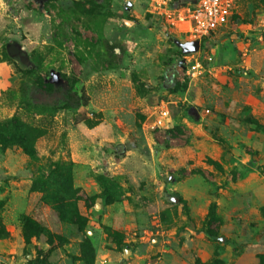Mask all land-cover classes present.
<instances>
[{
  "label": "rangeland",
  "instance_id": "374dc122",
  "mask_svg": "<svg viewBox=\"0 0 264 264\" xmlns=\"http://www.w3.org/2000/svg\"><path fill=\"white\" fill-rule=\"evenodd\" d=\"M187 2L0 0V121L44 132L34 159L0 148V264H86L87 243L94 264H264V0H235L203 40L177 22ZM60 167L80 225L46 201ZM26 219L49 235L27 239Z\"/></svg>",
  "mask_w": 264,
  "mask_h": 264
},
{
  "label": "trees",
  "instance_id": "16d2710c",
  "mask_svg": "<svg viewBox=\"0 0 264 264\" xmlns=\"http://www.w3.org/2000/svg\"><path fill=\"white\" fill-rule=\"evenodd\" d=\"M170 70V69H168ZM164 87L170 91L177 90L179 88V81L177 75L174 73V69L167 71L164 75ZM248 123L255 125L258 129L262 126L251 118L247 119ZM264 129V128H262ZM44 136V132L36 127L30 126L18 119H12L7 122L0 121V148L8 149L12 147L21 148L24 153L31 159L36 158V143ZM220 144H224L223 140L219 141ZM212 165L221 170L222 166L219 163L212 162ZM61 167L54 173L51 179L47 181L43 187V191L46 195L51 196L50 202L53 209L58 213L59 218L68 223L82 224V218L80 215L77 194L78 189L74 187L72 178V168L67 167V175L60 173ZM97 181L102 188L101 196L106 200L108 204L120 203L122 195L118 192V186L114 181H111L105 177H97ZM217 206L211 205L209 211L210 223L215 220ZM208 234L211 237H215L209 230ZM42 235H49L47 228L39 223H36L30 219L25 220V236L27 239L31 237H40ZM0 238H7V232L0 228ZM50 243L54 240L49 237ZM83 253L85 256L86 264H94L95 262V249L91 243H87L84 246Z\"/></svg>",
  "mask_w": 264,
  "mask_h": 264
},
{
  "label": "built area",
  "instance_id": "2783aa9c",
  "mask_svg": "<svg viewBox=\"0 0 264 264\" xmlns=\"http://www.w3.org/2000/svg\"><path fill=\"white\" fill-rule=\"evenodd\" d=\"M165 2V0H158ZM171 1V0H168ZM188 1L184 10L178 15L177 22L192 40H203L211 37L231 22L235 0H182ZM157 121L154 127H159L165 120L171 118L166 106H156Z\"/></svg>",
  "mask_w": 264,
  "mask_h": 264
},
{
  "label": "water",
  "instance_id": "95a60500",
  "mask_svg": "<svg viewBox=\"0 0 264 264\" xmlns=\"http://www.w3.org/2000/svg\"><path fill=\"white\" fill-rule=\"evenodd\" d=\"M199 41H195V42H192V43H188L186 44L185 48L190 51V52H197V50L199 49ZM130 251L129 250H126L125 253H124V258L127 259L128 256H129Z\"/></svg>",
  "mask_w": 264,
  "mask_h": 264
}]
</instances>
